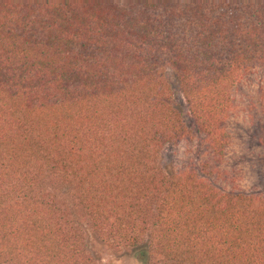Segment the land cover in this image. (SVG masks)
Listing matches in <instances>:
<instances>
[{
    "label": "trees",
    "instance_id": "1",
    "mask_svg": "<svg viewBox=\"0 0 264 264\" xmlns=\"http://www.w3.org/2000/svg\"><path fill=\"white\" fill-rule=\"evenodd\" d=\"M261 69L264 0H0V264H264V193L226 166Z\"/></svg>",
    "mask_w": 264,
    "mask_h": 264
},
{
    "label": "rangeland",
    "instance_id": "2",
    "mask_svg": "<svg viewBox=\"0 0 264 264\" xmlns=\"http://www.w3.org/2000/svg\"><path fill=\"white\" fill-rule=\"evenodd\" d=\"M231 146L226 166L230 177L246 191L264 193V69L245 76L235 92L228 124ZM199 146L189 141L169 145L163 153L167 169L182 170L200 158ZM105 264H149L148 242L140 247L114 251L95 242Z\"/></svg>",
    "mask_w": 264,
    "mask_h": 264
}]
</instances>
